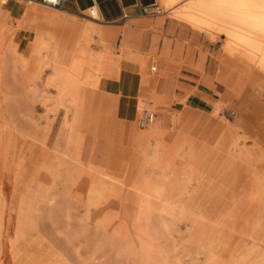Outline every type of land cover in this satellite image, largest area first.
<instances>
[{
  "label": "rangeland",
  "instance_id": "1",
  "mask_svg": "<svg viewBox=\"0 0 264 264\" xmlns=\"http://www.w3.org/2000/svg\"><path fill=\"white\" fill-rule=\"evenodd\" d=\"M10 3L15 2L8 0L4 8L7 9ZM26 3L27 0H17V5ZM156 5L159 10L132 20L139 25L144 43L138 53L127 50L125 54L135 60L148 57L147 71L150 75L157 76L160 68L153 72L151 66L158 65L156 60L164 56V48L161 54L159 50L165 47V44L168 45L169 51L172 46L176 52L173 80L178 83L184 80L186 86L201 89L206 93L210 101L206 107L208 111L213 109L217 101L223 100V103L218 104L217 113H213L215 120L222 121L225 125L230 124L232 131L239 137L251 136L246 142L247 147H254L252 150L256 155L255 144L258 148H264V82L258 76L249 77L242 67L226 56L223 39H211L208 36L203 38L186 32L172 20L157 0ZM39 6L47 13L55 12L62 16V19L52 20L46 15H37L31 19L26 14L17 17L11 11L7 13L0 10V36L6 44V53L0 52V187L8 205L0 262L30 264L33 259L35 264H147L144 236L135 225L139 209L132 199L124 195L127 192L100 199L97 202L101 208L99 212L95 208L89 210L86 205L87 194L92 186V170L94 172L105 169L125 177L132 158L122 166L109 165L96 150L104 136L110 133L103 126L104 115H98L99 108L96 104L91 110L95 130H82L86 138L81 153L85 162L84 171L79 170L75 162L65 161L62 152L67 147V121L72 119L73 112L67 114L66 105L58 97L57 86L49 84L48 80L54 70V64L70 66L81 72L90 71L80 60L82 57L74 61L73 31L87 32L90 27L99 30L114 29L115 39L111 40L107 47L101 36L93 35L89 38L90 45L84 51L100 54L107 51L109 46L107 53L110 56L119 50L117 46L121 45L122 31L120 28L103 26L96 19L89 17V10L81 20L69 16L71 22L64 19L67 16L65 12ZM43 40L48 41V58L42 71L32 73V70L25 68L18 53L20 48L24 47L31 55L33 42ZM180 45L182 50L179 51ZM134 71L141 79L140 71ZM97 74L100 86L94 90L96 99L106 100L107 96L103 90L105 79L99 72ZM178 92L176 87L170 95ZM186 93V90L180 88L176 102L164 101L158 107L143 102L137 115L138 129L146 132L151 130L150 127L139 125V118L143 115V112H140L144 109L156 113L155 124L161 122L160 126L164 127L162 121L166 115L172 117L173 111L185 107L180 101L185 98ZM147 102L150 100L147 99ZM177 128L178 125L173 123L169 132L176 133ZM155 130L157 131L156 126ZM109 135L113 138L112 134ZM256 138L260 144L255 141ZM198 139L202 143L198 150L200 153L192 154L188 146H184V150L190 162L206 173L198 183L194 181L190 185L189 193L183 196V200L191 212L205 210L207 218L195 219L193 213L182 216L179 212L175 218H169L172 223L170 229L150 237L154 238L155 250L163 252L162 257L155 251L152 257L153 261H156L155 264H210L206 249L216 252L223 261L235 264L246 252L247 247L250 248L254 243L250 236L240 234L239 220L237 225H234V206L243 186L247 185L251 172L255 170L256 162L252 160L251 164H242L227 150L229 154L221 152L214 144L203 143L200 136ZM177 143L171 147L172 151L181 148L184 141L180 139ZM241 143L243 145L244 139H241ZM138 150L141 151L142 147ZM138 150L133 147L132 157ZM164 156L169 160L174 157L166 154ZM60 159H63V162ZM61 162L63 166L60 165ZM173 164L179 168L180 157H176ZM47 196L54 200L47 201ZM194 199L200 201L201 207L192 203ZM31 202L34 209L28 207ZM250 204L248 203V206ZM105 215L109 216L110 220L118 218L126 223L125 229L129 231L124 233L126 235L123 234L124 237L116 235L112 238L110 231H105L99 226V218L102 219ZM22 218L26 219L24 222L29 225L26 226ZM221 223H225L223 227ZM107 237H110L109 240ZM238 247L239 251L236 249ZM22 249L28 254L18 261L14 251ZM261 250L264 251V244ZM160 261L162 262L159 263Z\"/></svg>",
  "mask_w": 264,
  "mask_h": 264
},
{
  "label": "bare ground",
  "instance_id": "2",
  "mask_svg": "<svg viewBox=\"0 0 264 264\" xmlns=\"http://www.w3.org/2000/svg\"><path fill=\"white\" fill-rule=\"evenodd\" d=\"M157 1L164 10L169 13V16L173 20L183 23L211 39H223V49L226 56L236 65L242 67L243 72L249 77L254 78L258 76L264 82V0ZM7 3L8 0H0V10L8 13L11 10L4 8ZM24 5L22 15L26 14L31 19H34L37 15H46V17L52 20L62 19V16H59L55 12L47 13L39 6L42 4L38 2L27 1ZM20 6L21 5H16L15 13ZM51 9L57 10L55 8ZM95 9L97 10V8ZM96 16H100L98 12ZM93 35L101 36L104 45L107 47V45L111 43V40L115 39L116 32L112 28L99 30L96 27H90L87 32L83 30L73 31L74 61L82 57L80 60L83 61V65L90 69L89 72H81L70 66L54 64V70L48 78L49 84L57 86L59 91L58 97L61 102L66 105L67 114L71 111L73 112L72 119L67 121V147L66 150L62 152V158L64 157L65 161L75 162L78 168H80L79 170L83 169V171L85 162L82 160L80 153L85 134L82 130L89 125L91 127L94 125L92 122L93 114L91 110L96 104L98 107L99 101L96 99V93L94 92V90L98 89L100 86V78L97 72L102 74L106 65H109L113 61V58L107 53L110 48L109 46L107 51L100 54L84 53L86 50L85 48L90 45L89 38ZM128 36L129 34L127 33L126 41L124 42L125 45L128 43ZM5 47L6 44L3 43L0 36V52L5 54ZM31 49L32 53L29 55L26 49L21 47L18 55L24 61L23 63L26 69L32 70V73L34 71H42V68L44 69V62L46 58H48V41H35ZM153 66H156L158 70V65H152L151 70ZM143 102L144 100L140 99L138 110L141 109ZM145 111L148 110L144 109L140 113H144ZM213 112L217 113V110H213ZM90 126L88 129H91ZM230 126L231 125L228 123L225 125L222 121H215L211 127L212 131L205 136V140L212 144L219 145L246 164H251L252 160L256 162L255 170L253 173L251 172L252 175L247 185L243 186L240 195L235 200L234 206V225H237L239 220L241 227L240 234L243 236H250L254 243L250 248L247 247L246 252L243 251V256H241L239 260H236L235 264H264V251L261 250L264 244V148H258L255 144L254 146L257 149V153L254 155V151L252 150L254 147H247L246 143L251 137L237 136V133L233 132ZM149 127L151 130L149 132L145 131L141 139L135 145L136 150L141 147L142 150H138L137 154L132 157L128 174L125 175V177L121 176V178L118 173L105 169L96 170L94 172L92 170V174L90 175L92 178L90 181L92 186L87 194L88 203L86 205L89 210L95 208V210L99 212L101 208L97 205V202L100 201V199L111 198L117 194L120 195L123 191L127 192V194L124 193V195L132 199L139 209L135 217V225L142 233V236H144V249L147 255L145 259L146 263L155 264L156 261H153L152 257L156 251V245L153 243L154 238L150 239L151 235L169 230L172 225L169 218H175L177 212L181 213L182 216L193 213L196 217L195 219L201 220L207 218V214L205 210L202 209H199L197 212H191L188 204L183 200V196L189 193L190 185L194 181L198 183L199 179L204 176V173L186 160L184 147L173 157V160L165 158L164 152L159 146V141L155 139V122ZM1 134L3 133L1 132ZM195 138L196 136L190 137L187 144L191 145ZM241 139H244L243 145ZM176 157H180L181 160V166L179 168H177V166L175 167L173 164ZM61 160L63 162V159H60V161ZM62 162L60 165L63 166ZM93 169L95 170L97 168ZM89 170H91L90 167ZM69 176H71V174ZM76 177L79 178V176ZM46 199L47 201L54 200L49 199L48 196ZM157 203H161V205ZM192 203L201 207L200 201L194 199ZM248 203L251 204L248 206ZM28 207L34 209L33 202H31ZM7 209V199L3 189L0 187V259L3 251L2 240L6 227L5 217ZM23 209L25 208H22V210ZM26 212H28V210ZM23 218L22 221H26V219L23 220ZM99 219V226L105 231H110L112 233L110 237L116 235L122 237L124 233L129 231L125 229L127 228L124 225L126 223L118 218L110 220V217L105 215L104 218L101 219L100 217ZM24 223L26 226L29 225V223ZM94 223L97 224L96 222ZM224 224L225 223H221V226L223 227ZM110 237H107V239L109 240ZM11 239L12 238H10V240ZM240 243L242 242L240 241ZM239 247L236 248L238 251L240 249ZM206 250L209 254L210 264L231 263L223 261L213 250ZM14 252H16L15 256L18 261L22 260L24 255L28 254L26 251H23V249ZM156 252L160 255L163 254L162 251ZM2 263L0 262V264ZM30 264H35V261L32 259Z\"/></svg>",
  "mask_w": 264,
  "mask_h": 264
},
{
  "label": "crops",
  "instance_id": "3",
  "mask_svg": "<svg viewBox=\"0 0 264 264\" xmlns=\"http://www.w3.org/2000/svg\"><path fill=\"white\" fill-rule=\"evenodd\" d=\"M14 2L15 3H10L7 8L13 13H15L16 10L17 0H14ZM155 4L156 0H68L61 9H57L67 14L64 18L65 20L71 21L69 16H75L81 20L90 8H97L98 14L100 15V20H97L99 23L103 26L120 28L122 31L121 45L117 46L119 50L111 55L113 58L112 63L106 65L105 69L102 71V76L105 79L103 82V90L106 93L107 99L98 101V115H104L103 126H105L110 133L104 136V139L97 145L96 150L102 154L103 160L109 165L119 164L122 166L130 160L133 154V147H135L145 133L144 130L138 129L137 127L140 99H143L149 106L158 107L164 101L176 102L180 88L187 91L185 98L180 101L185 104V107L176 111L177 113L173 111L172 117L166 115L162 121L164 122V127L160 126L161 122L155 124L157 129L155 139L159 141L161 150L166 155L175 156L182 147L188 146L192 154L200 153L198 150L202 143H200L198 139L199 136L203 138V143L212 144L205 140V136L212 131V125L217 121L214 118L213 110H217L218 104L220 102L223 103V100L217 101L213 109L208 111L206 107L210 101L206 93L201 89L196 90L186 86L184 80H180L179 83L173 80L172 70L174 66V53L176 52L173 51L172 46L171 51H169L167 44L159 50L161 54L164 48V56L156 60L160 68V72L157 76H152L147 71L148 57L139 59L137 56L138 60H135L125 54L127 50L138 53L144 43V38L139 32V25L132 22V20H136L141 16L138 10L143 6H152ZM24 6L25 5H21L15 13L17 17L22 15ZM173 21L181 25L186 32L189 31L193 35L205 38L202 33L193 30L191 27L178 21ZM144 26L146 27L147 25ZM127 33L129 34V39L128 43L125 45L124 42L126 41ZM178 50H182L181 45L178 46ZM136 69L140 71L142 75L141 79L137 72L134 71ZM176 87H178L179 92L175 95H170L171 91ZM147 99L150 100L149 103ZM105 105L107 106L106 108ZM197 112L200 113L197 114ZM98 115H96L97 118ZM112 116L114 120H112ZM173 123L178 125L176 133L169 132ZM89 126L87 127L89 132L95 130V124L93 127L90 126L91 129H88ZM109 134H112L113 138H111ZM192 136H196V138L191 145H188L187 141ZM85 139L84 135L81 153ZM180 139L184 141L182 147L178 148L176 151H172L173 148L171 147L174 145L176 146ZM255 141L259 143L258 138H256ZM215 146L221 152L228 153L219 145ZM93 156L94 152L92 153V157ZM185 158L191 163L186 151ZM235 160L242 164H246L240 159L235 158ZM203 173L205 174L206 172Z\"/></svg>",
  "mask_w": 264,
  "mask_h": 264
},
{
  "label": "built area",
  "instance_id": "4",
  "mask_svg": "<svg viewBox=\"0 0 264 264\" xmlns=\"http://www.w3.org/2000/svg\"><path fill=\"white\" fill-rule=\"evenodd\" d=\"M27 1H37L45 7H50V8H55V9H61L68 2V0H27ZM158 9L159 7H157L156 4L152 6H143L138 10V13L140 15H147V14L153 13L154 11ZM97 12L98 11L93 7L89 9L88 15L92 19L100 20L99 17H96ZM156 70H157V67L153 66L152 71H156ZM155 119H156V113L145 111L139 119V124L141 127H149L155 122Z\"/></svg>",
  "mask_w": 264,
  "mask_h": 264
}]
</instances>
